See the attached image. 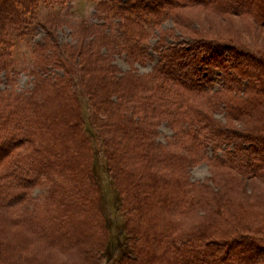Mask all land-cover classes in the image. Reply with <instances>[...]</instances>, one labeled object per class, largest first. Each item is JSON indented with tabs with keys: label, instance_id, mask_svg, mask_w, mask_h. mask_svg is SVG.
<instances>
[{
	"label": "trees",
	"instance_id": "trees-1",
	"mask_svg": "<svg viewBox=\"0 0 264 264\" xmlns=\"http://www.w3.org/2000/svg\"><path fill=\"white\" fill-rule=\"evenodd\" d=\"M61 3L0 0V262L11 247L13 264L31 261L29 243L11 241L10 229L21 228L48 246L80 249L82 264H264V188L254 185L264 186V55L161 37L150 73L134 69L155 62L149 35L175 10L215 4L264 28V0H100L97 21L77 27L71 44L42 28L43 7ZM23 42L33 80L18 90ZM204 69L223 74L219 88ZM162 124L172 132L165 143ZM94 140L125 218L128 251L109 263ZM200 164L211 177L194 182ZM36 188L43 192L32 198ZM13 210L17 221L5 216Z\"/></svg>",
	"mask_w": 264,
	"mask_h": 264
},
{
	"label": "rangeland",
	"instance_id": "rangeland-1",
	"mask_svg": "<svg viewBox=\"0 0 264 264\" xmlns=\"http://www.w3.org/2000/svg\"><path fill=\"white\" fill-rule=\"evenodd\" d=\"M99 1L62 0L63 3L55 5L54 7H43L42 12L46 20H43L42 28L44 29L45 27L49 32H54L63 44H71L73 42V33L77 30V27H81L84 23L97 21L96 16L99 15L97 4ZM173 15L172 19L164 23L161 28L155 29V34L149 35L148 44L152 46L149 53L155 58V62L151 64L147 63L146 67L134 65V69L138 70L139 74L147 75L158 63V52L154 51L153 46L161 37L166 38L167 42L175 45H181L183 43L195 44L194 42L201 40L206 42H232L236 45H242L243 47L251 49L255 53L264 55V28L258 26L251 17L223 15L221 11L217 10L215 4L205 6L190 5L187 8L175 10ZM174 17L176 18L174 19ZM42 28L38 29L37 41H40L44 37V30ZM16 50L13 65L16 73V84L14 86L18 90L28 89L32 86L31 82L33 80L31 76V70L34 66L33 55L31 54L30 48L24 42ZM113 64L120 71L127 72L130 70L124 56L114 57ZM204 70V76L214 81V89L219 88L223 83V74L216 69ZM82 105L84 114H86V118L88 119L87 101L83 100ZM88 132L93 137L90 127L88 128ZM158 133V140L163 143L172 135L171 130L165 124H162ZM93 142L95 145L94 169L101 185L103 212L111 231V238L104 252L105 259L109 263L120 258L128 251L125 236L122 233L125 218L122 211L121 198L111 180L106 159L96 144V141L94 140ZM210 177L211 171L206 164L198 165L191 172V180L194 182H203ZM254 185L259 186H257L259 188L258 193L263 192L264 186L262 187L261 184L257 183H254ZM42 192V188H36L32 191L31 197L34 198L42 194ZM20 214V210H13L5 213V216L9 215L11 216L10 219L17 221V218L22 217ZM17 229H10L11 241H14L15 234L20 235L15 237V242H20V245L21 241H24L25 244L29 243L30 251L26 252V255L28 257L30 256L29 260L31 261L29 264H33L32 261L34 258L35 260L38 258L46 264L83 263L84 257L79 252L80 249L71 250L66 247L57 248L55 246H48V244L41 242L42 240L38 238V235L29 234L25 229ZM64 242L66 245H71L70 242L72 241ZM12 258L13 248L11 247L5 251L4 258L0 264H13L15 259L12 260Z\"/></svg>",
	"mask_w": 264,
	"mask_h": 264
}]
</instances>
